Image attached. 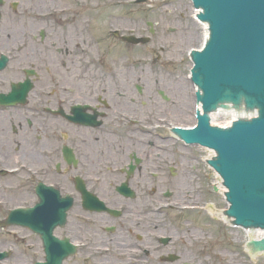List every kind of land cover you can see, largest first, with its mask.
Returning <instances> with one entry per match:
<instances>
[{
	"label": "rangeland",
	"instance_id": "374dc122",
	"mask_svg": "<svg viewBox=\"0 0 264 264\" xmlns=\"http://www.w3.org/2000/svg\"><path fill=\"white\" fill-rule=\"evenodd\" d=\"M149 4H160L161 8L153 13H146L147 6L145 9L106 6L87 18L89 24L86 31L83 24L73 27L63 24L62 31L57 30V39L52 40L53 44H35L34 47L28 48L29 53L24 50L22 56L26 66L35 64L38 71L32 95L44 94L48 90H56L60 94L62 88L69 87L76 91L72 99L77 102L86 101L90 93L93 95L94 92H99L107 95V98H112L116 104L114 107L121 111L129 110L132 114L155 117L153 109H147L148 102H151V107H157L159 110L157 117L160 118V125L151 130L158 140L141 132L134 141L140 139L138 143L142 144L140 151L145 162L143 172L151 171V163H162L165 170L159 178L143 177L140 181L142 190L147 194L150 188L156 189L157 192L151 200V203L155 204L151 206L152 209H166L160 206L177 204L181 207L195 205L204 210L197 209L196 213L188 215V225L182 219L178 221L179 218L174 213L159 210V216L153 218L158 220L157 233L160 236H172L174 241H177L170 249L173 247L181 251L180 260L164 263L159 258H144L141 264H264V254L249 256L245 244L251 238L246 231L226 223L222 215H211L208 212V208H214L220 213L228 205L222 193V185L217 184L218 177L205 163L206 159H209L210 151L197 146H185L175 137H170L167 129L172 125L192 127L196 124L195 113L198 106L195 99L196 89L190 81L193 64L189 54L191 50L203 46L205 27L196 20V11L191 0H151ZM123 10L125 18H112L113 15L119 16ZM77 18L81 20L82 17H74L70 21ZM115 28L125 29L122 30L125 35H128L127 30L136 29L138 37H148L151 28L156 29V33L151 43L145 46H130L114 39L111 32ZM11 36L18 41L21 38L20 34ZM84 41L87 42L86 48ZM77 43L82 44V47L74 48ZM0 46L8 48L10 45L0 36ZM43 48L50 59L46 60V56L41 54ZM97 60H102L103 63L99 65ZM15 68L12 66L3 73L6 80L9 77L19 78V72ZM136 86L141 87V95ZM160 91L169 98L168 102L158 95ZM119 93L132 97L128 99L131 105L127 99H122ZM34 100V106L41 102L37 98ZM10 115V111L0 113V162L4 168L14 166L16 160L24 162L26 159L23 152L14 149L15 146L8 148L10 144L5 141L12 135H24L23 131L17 128L15 130L18 134L14 133ZM141 129L144 131L143 127ZM49 131L43 134L48 136ZM128 133L129 131L119 137L115 136V144L123 142L124 136L128 138ZM98 138L100 141L104 138L106 141L101 143L104 155L112 153L109 149H112L113 138L107 139V136L103 137L100 133ZM11 139L10 143H13V138ZM80 139L85 141L81 143ZM80 139L73 142L76 145L80 143L77 146L80 156L78 168L84 167L90 175V132L80 136ZM167 139L170 140L165 141ZM148 141L154 142V147L148 146ZM85 144L88 145L86 148ZM135 145L133 143V146ZM29 146L37 147L36 158H39L41 150L50 149L49 146L34 145L33 141L29 142ZM15 154H18L19 158ZM171 168L174 169V176L170 174ZM57 181L61 183L58 186L64 193H70L76 198L75 206L69 213L67 227L58 233L61 236H70L80 248L78 254L64 264H90V214L82 211L79 196L69 179L58 177ZM87 181L90 183L89 179ZM214 189H217L216 193ZM168 191L171 197L165 198L164 194ZM25 201L16 200L11 206L30 203L31 197L29 201ZM3 233L0 232V249H3L2 243L10 242L14 238L10 232L5 235ZM19 234L25 236L27 242L17 244V250L12 257L0 264H33L42 259L40 246L36 244L37 239L25 231H20ZM158 235L156 237H159ZM182 239L184 242H181ZM170 249L164 248L162 252Z\"/></svg>",
	"mask_w": 264,
	"mask_h": 264
},
{
	"label": "flooded vegetation",
	"instance_id": "af4514ba",
	"mask_svg": "<svg viewBox=\"0 0 264 264\" xmlns=\"http://www.w3.org/2000/svg\"><path fill=\"white\" fill-rule=\"evenodd\" d=\"M110 1L118 2L121 5L126 2V0H0V36L10 45L8 48L0 46V58L2 56L8 58L5 72L12 66L16 67L15 70L19 72V78L9 77L7 80L2 74L3 72L0 73V95L8 93L12 84L25 80L30 64L26 66L24 62L25 58L22 56L24 50L28 51V48L34 47L35 44L40 46H45L47 43L53 44L52 40L57 39V30L62 31L60 25H74V21H70L72 18L90 17L95 14L92 13L96 10L99 12L106 6H110ZM115 6L118 7V5ZM120 14L121 16H112V18L120 19L125 14L124 10ZM18 34L21 36L19 41L11 36ZM77 45L78 43L74 45V48ZM45 52L46 50L43 48L41 54L44 57L46 56ZM45 59H50L49 55ZM37 78L38 76L35 79ZM119 94L122 99H125L123 97L126 95L125 93ZM34 97L41 101L39 105L31 107V104L36 100L28 98V103L24 106L0 109V113L12 112L9 118L14 133L18 134L16 128L24 133V135L10 136L13 138V143H10L12 141L10 137L5 141L10 144L8 148L15 146L14 149L23 152V156L26 157L24 162L16 160L15 163H22L29 170H39V178L42 180L50 179L58 182L57 178L63 176L57 174L54 162L62 157L64 128L69 132L68 142H74L80 136L85 135L80 134L79 131L86 128L74 126L62 116L52 113V111L61 108L69 112L70 108L76 104L72 101L73 95L69 99L64 93L54 92L48 96L40 93ZM107 97L99 92H94L93 95L90 93L86 97V103H90V115L98 113L100 115L98 121L100 120L102 123L100 127L90 128V195L97 197L105 208L119 211L120 214L112 215L107 211L100 210L98 205L97 210L90 209V264H136L137 261H140L139 264H141L144 258H159L162 250L170 249L174 243V240H171L168 245L160 246V238L156 237L158 235V220L153 219L159 214H154L151 208L152 205H155L151 203L152 196L157 191L149 189V193L144 194L140 183L143 177L159 178L165 167L160 163H151V167H149L151 171L143 172L144 161L140 157V163L131 172L129 167L134 163L132 157L133 155L138 157L137 154L142 149L137 145L131 146L130 143L133 142L127 144L125 140L119 144L114 143L111 146L112 149H109L112 153L104 155L101 143L106 141L104 138L102 141L99 140V133L103 137L107 136L108 139L113 136L114 131H119L126 124H130L125 119L126 116L133 117L135 120L140 118V122L143 117L137 113L132 114L128 112L129 110H119L114 107L116 104L112 98ZM128 103L131 105V101ZM47 130H50L48 136L43 134ZM30 141H33L37 146H49L50 149L49 151L41 150L38 154L39 158H36L37 147L29 146ZM15 155L19 158L18 154ZM15 159L17 158L15 157ZM2 165L0 162V167ZM128 174H130L129 186L133 192V197L130 198L122 196L117 191V188L127 179ZM33 180L31 175L26 172L15 176L0 175V217H3V212L7 211L6 207L13 204L14 201L23 199L27 202L30 200V197L35 194ZM144 197L146 198L142 203ZM170 208L172 212L177 209L174 206ZM174 214L179 218L178 221L184 215L183 212ZM22 239V237H14L10 242L2 243L1 246L4 251L15 252L17 244L22 243ZM36 244L42 245L39 240ZM40 250L43 255L42 247ZM171 253L173 252L170 249V252H162L161 256Z\"/></svg>",
	"mask_w": 264,
	"mask_h": 264
},
{
	"label": "water",
	"instance_id": "95a60500",
	"mask_svg": "<svg viewBox=\"0 0 264 264\" xmlns=\"http://www.w3.org/2000/svg\"><path fill=\"white\" fill-rule=\"evenodd\" d=\"M194 5L204 10L199 19L211 27V39L205 51L194 54L195 70L192 73L193 82L199 83L204 93L203 97L197 96L204 111L208 112L224 101L238 104L241 98H245L249 108L255 105L260 108V118L238 122L232 129L222 131L210 127L206 116L198 115L197 129L176 132L190 144L199 143L218 152L219 158L210 164L220 172L230 191L228 199L232 206L229 216L240 225L264 228V0H194ZM124 40L132 44L148 42V39ZM228 111L229 115L218 112L212 118V124L222 126L232 117L240 119L256 114L246 112L241 106ZM78 190L83 194L84 208L90 210V194L82 182H78ZM57 203L58 208L61 205L62 208L54 211L50 230L57 224H64L72 200L58 196ZM227 209L228 205L221 211L224 220L223 211ZM29 211L15 212L7 224L26 226L41 234L43 226L28 223ZM226 220V223H232L231 219ZM67 242H61L63 254H48L47 264H62L66 257L75 253L76 248ZM253 245L264 251V240L255 241ZM248 254L255 255L250 251ZM175 260L173 257L169 259L171 262Z\"/></svg>",
	"mask_w": 264,
	"mask_h": 264
},
{
	"label": "bare ground",
	"instance_id": "6f19581e",
	"mask_svg": "<svg viewBox=\"0 0 264 264\" xmlns=\"http://www.w3.org/2000/svg\"><path fill=\"white\" fill-rule=\"evenodd\" d=\"M211 155H213L212 153H211ZM217 184H220V182H218ZM208 212L211 214V215H222V212H220V213H218L215 209H213V208H211V209H209L208 210ZM223 216V215H222ZM224 218V217H223ZM247 232V234L249 235V237L251 238V240H253V239H256V240H258V239H260V238H262V237H264V233L262 232V231H259V230H252V232L251 231H246Z\"/></svg>",
	"mask_w": 264,
	"mask_h": 264
}]
</instances>
